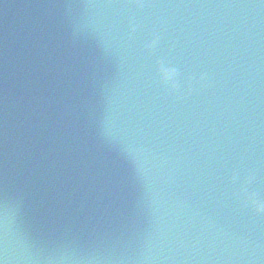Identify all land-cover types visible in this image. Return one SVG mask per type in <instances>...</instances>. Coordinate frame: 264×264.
<instances>
[{
    "label": "water",
    "instance_id": "1",
    "mask_svg": "<svg viewBox=\"0 0 264 264\" xmlns=\"http://www.w3.org/2000/svg\"><path fill=\"white\" fill-rule=\"evenodd\" d=\"M0 264H134L96 0H0Z\"/></svg>",
    "mask_w": 264,
    "mask_h": 264
},
{
    "label": "snow or ice",
    "instance_id": "2",
    "mask_svg": "<svg viewBox=\"0 0 264 264\" xmlns=\"http://www.w3.org/2000/svg\"><path fill=\"white\" fill-rule=\"evenodd\" d=\"M133 2L138 4V0H133ZM155 43H156L155 40H151L146 44V47L151 49L152 47H154ZM149 45H151V47H148ZM160 67H161L162 71H167L170 68H175L174 66H172L170 64H163V63H161ZM248 183L250 185V193L249 194H255L258 201L264 202V192H260V191L256 190L254 187H252L250 179H249ZM260 213H264V211H260Z\"/></svg>",
    "mask_w": 264,
    "mask_h": 264
},
{
    "label": "clouds",
    "instance_id": "3",
    "mask_svg": "<svg viewBox=\"0 0 264 264\" xmlns=\"http://www.w3.org/2000/svg\"><path fill=\"white\" fill-rule=\"evenodd\" d=\"M148 47H151V45H149ZM171 71L172 70L165 71V75H168ZM246 202L250 203L255 211H264V202L258 201L255 194H248Z\"/></svg>",
    "mask_w": 264,
    "mask_h": 264
}]
</instances>
